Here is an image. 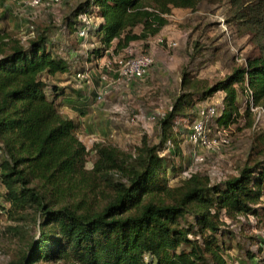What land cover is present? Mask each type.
Listing matches in <instances>:
<instances>
[{
    "label": "trees",
    "instance_id": "16d2710c",
    "mask_svg": "<svg viewBox=\"0 0 264 264\" xmlns=\"http://www.w3.org/2000/svg\"><path fill=\"white\" fill-rule=\"evenodd\" d=\"M216 1L235 9L233 20L250 36L253 55L210 87L183 68L180 94L156 123V141L145 135L132 152L99 141L90 170L79 124L60 111L65 89L52 83L69 72L67 60L48 49L42 33L24 44L0 29V214L14 224L4 235L21 242L6 264H228L233 235L224 220L264 211V162H247L215 184L200 175L174 187L167 180L181 156L176 121L199 102L224 94L219 125L239 117V92L248 97L245 117L252 118L251 105L264 112V0ZM200 2L84 0L65 24L73 33L82 15L100 20L93 35L101 46L87 53L96 62L134 42L148 49L174 10L195 11ZM169 146L173 158L164 155ZM250 151L264 158V131ZM254 258L247 251L243 259Z\"/></svg>",
    "mask_w": 264,
    "mask_h": 264
},
{
    "label": "rangeland",
    "instance_id": "374dc122",
    "mask_svg": "<svg viewBox=\"0 0 264 264\" xmlns=\"http://www.w3.org/2000/svg\"><path fill=\"white\" fill-rule=\"evenodd\" d=\"M25 1L0 0V29L19 38L24 44L42 33L47 38L48 49L66 59L73 73H88L89 79L85 83L91 89L89 94L102 93L99 86L104 85H95L94 90L91 82L98 81L104 67L97 61H88L87 56V53L101 46L99 39L93 35L100 20L95 15L90 17L86 26L88 36L83 39L77 36L76 31L70 33L65 24V17L84 0H65L57 6H43L34 10L24 7ZM234 10L227 1L202 0L195 11L174 10L168 17V25L157 37L162 40L161 44L156 42L157 38H153L146 50L141 42L130 45L135 55H152L153 64L143 78L134 82L112 78L110 74L108 82L114 85L105 90L109 91L104 94L105 102L100 106L95 105L90 111L92 120L90 126H87L89 134L83 132L81 126L77 133L88 151L87 170L97 160L92 146L99 141H105L126 152H132L139 146L145 135L156 141V123L170 110L180 94L183 68L187 67L191 77L210 87L224 80L234 68L244 66L246 59L253 55L254 45L250 36L233 20ZM170 42H174L176 47H168ZM53 82L57 81L54 79ZM223 98L224 94L218 92L199 102L188 112V117L177 119L175 127L180 135L181 156L175 158V169L168 172L170 187L177 186L191 175L207 176L211 183H219L235 177L247 162L251 165L258 161L264 162L263 157L250 151L255 137L264 131V114L262 110L252 111L250 106L249 111L253 116L251 119L245 117L249 104L246 93L238 94L239 117L223 125L229 141L226 146L204 151L189 142L187 131L195 121L197 111L208 106L216 109V116L206 123L207 129L213 130L223 110ZM194 153L203 159L201 163L194 162ZM173 154L174 150L169 146V151L164 155L173 158ZM0 205H3L1 199ZM224 221L233 235V240L226 242L230 247L226 254L228 264L235 261L238 264H264V211L260 212L259 217L242 218L239 222ZM10 225L14 224L7 215L4 212L0 214V264L8 263L21 244L17 239L4 235V229ZM247 251L255 255L254 260L249 262L243 259Z\"/></svg>",
    "mask_w": 264,
    "mask_h": 264
},
{
    "label": "built area",
    "instance_id": "2783aa9c",
    "mask_svg": "<svg viewBox=\"0 0 264 264\" xmlns=\"http://www.w3.org/2000/svg\"><path fill=\"white\" fill-rule=\"evenodd\" d=\"M64 0H26L23 2L24 7H27L30 10L37 9L39 7H53L59 5ZM90 17L82 15L80 18L81 27L76 31V34L79 38L87 37V24H89ZM157 38V37H156ZM156 42L158 44L162 43V40L157 38ZM168 47L175 48L176 44L174 42L168 43ZM104 67V72L98 76V83L102 88V93H96L93 98V105L100 106L105 102L104 94L106 89L109 90L114 84L108 82L109 76L111 74L112 78H119L126 82H134L145 76L147 71L153 64V56L150 54H140L135 55L133 51L128 47L118 55L109 54L97 61ZM73 80L76 83H85L89 79L87 72H74L72 73ZM108 74V77H107ZM251 93H249L250 95ZM251 110H261L259 108H252ZM263 112V110H262ZM264 114V112H263ZM216 116V109L214 107L208 106L204 110L197 111L196 119L192 123L191 128L189 129V142L196 148L204 151H213L221 146H226L228 141V135L226 134L225 127L219 125L218 123L214 124V129H207L206 123ZM193 160L196 164H199L203 161L197 153L193 154Z\"/></svg>",
    "mask_w": 264,
    "mask_h": 264
},
{
    "label": "crops",
    "instance_id": "0c3cea01",
    "mask_svg": "<svg viewBox=\"0 0 264 264\" xmlns=\"http://www.w3.org/2000/svg\"><path fill=\"white\" fill-rule=\"evenodd\" d=\"M72 70L69 69V72L66 74H58L52 80L57 82L53 84L65 89V95L59 100L60 111L62 114L68 118L78 122L79 129L80 126L83 128V132L89 134L87 126H90L91 123V114L90 111L94 108L93 98L94 94L90 95V88L86 86V83H76L72 77ZM91 85L96 89L95 85L99 86L98 81H92ZM99 88H102L99 86ZM109 91L107 92V94ZM99 116H105L104 114L97 113ZM90 118V119H89ZM82 122L84 124L82 125ZM102 130L104 127L102 126ZM79 132V130H78ZM91 132V131H90ZM1 157V155H0ZM263 200V198H262Z\"/></svg>",
    "mask_w": 264,
    "mask_h": 264
}]
</instances>
